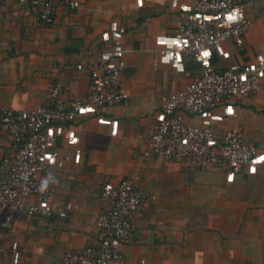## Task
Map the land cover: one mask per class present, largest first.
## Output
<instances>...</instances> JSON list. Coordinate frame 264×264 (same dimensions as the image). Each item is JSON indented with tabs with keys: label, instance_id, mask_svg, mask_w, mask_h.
<instances>
[{
	"label": "crops",
	"instance_id": "obj_1",
	"mask_svg": "<svg viewBox=\"0 0 264 264\" xmlns=\"http://www.w3.org/2000/svg\"><path fill=\"white\" fill-rule=\"evenodd\" d=\"M74 1V8L57 7L50 25L41 24L21 5L11 1L2 5L0 108L37 107L54 80L61 83L65 99L83 97L87 74L73 65L96 58L98 34L110 20L124 28L119 84L127 97L70 124L78 137V162L73 161V147L56 138L55 147L66 159L55 171L50 204L56 208L71 201L77 209L63 219L54 214L15 216L3 233L0 264H12L8 249L12 241L23 249L16 264H56L59 251L91 243L95 218L107 204L99 196L101 185L123 178H131L148 194L133 213L130 236L120 247L123 264H264V165L254 174L242 170L228 182L224 168L187 169L179 161L142 155L161 96L183 89L199 70L195 62H185L183 72L153 62V36L175 32L176 10L169 6L170 0ZM258 6L259 0L247 3L246 16L254 19ZM246 34L239 48L224 42L232 54L219 64L248 61L264 49V20L253 21ZM216 61L213 56L212 62ZM232 105L233 116L212 123V128L218 133L238 128L245 142L260 144L264 95L235 98ZM97 118L115 120V133L110 134V125ZM185 120L200 121L195 116ZM9 146L0 128V157Z\"/></svg>",
	"mask_w": 264,
	"mask_h": 264
},
{
	"label": "built area",
	"instance_id": "obj_2",
	"mask_svg": "<svg viewBox=\"0 0 264 264\" xmlns=\"http://www.w3.org/2000/svg\"><path fill=\"white\" fill-rule=\"evenodd\" d=\"M6 1L31 10L43 25L53 22L57 7L77 6L74 0H0V8ZM254 1L258 0H193L192 3L170 0L169 6L176 10L175 32L153 36L156 46L153 62L166 64L176 72H183L185 62H195L199 70L183 89L161 96L142 151L144 157L179 161L187 169L224 168L228 182L242 170L254 174L258 166L264 165L261 159L264 139L254 145L245 142L238 128L221 133L212 128V123L221 124L233 116L235 98L264 95V49L251 60L219 64L232 54L220 42H231L239 48L252 22L264 20V0H259L254 19L246 16L247 3ZM136 3L140 4V0ZM123 33L124 28L116 20H110L98 34L100 45L96 58L73 65L87 74L83 97L65 99L61 83L54 80L44 102L37 107L0 108V128L10 142L0 157V255L5 250L3 233L18 214L42 218L54 214L63 219L77 209V204L71 201L53 208L50 198L56 182H50L44 191L39 190L40 184L49 173L56 181L55 171L66 159L55 147L56 138L73 147L72 158L78 162L80 149L75 147L78 137L70 125L76 117L93 115L100 108L119 104L127 97L119 84L124 65L125 50L120 42ZM213 56L216 62H212ZM186 116H195L200 121L187 122ZM97 122L109 124L110 134L115 133V120L97 118ZM147 195L131 178L120 179L115 184L104 182L99 196L107 204L95 218L93 241L79 250L59 251L56 264H123L120 247L130 236L133 213ZM8 249L12 264H16L23 249L16 241L10 242Z\"/></svg>",
	"mask_w": 264,
	"mask_h": 264
},
{
	"label": "clouds",
	"instance_id": "obj_3",
	"mask_svg": "<svg viewBox=\"0 0 264 264\" xmlns=\"http://www.w3.org/2000/svg\"><path fill=\"white\" fill-rule=\"evenodd\" d=\"M52 182V183H55V179H54V176L52 173H49L42 181H41V184H40V191H44L47 189L49 183Z\"/></svg>",
	"mask_w": 264,
	"mask_h": 264
},
{
	"label": "rangeland",
	"instance_id": "obj_4",
	"mask_svg": "<svg viewBox=\"0 0 264 264\" xmlns=\"http://www.w3.org/2000/svg\"><path fill=\"white\" fill-rule=\"evenodd\" d=\"M246 32H247V30L245 31L244 35L246 34ZM244 35H243V36H244ZM246 35H247V34H246ZM246 35H245V36H246ZM247 36H248V35H247ZM247 38H248V37H247ZM220 43H221V46H222L223 48H226L224 42H220Z\"/></svg>",
	"mask_w": 264,
	"mask_h": 264
},
{
	"label": "snow or ice",
	"instance_id": "obj_5",
	"mask_svg": "<svg viewBox=\"0 0 264 264\" xmlns=\"http://www.w3.org/2000/svg\"><path fill=\"white\" fill-rule=\"evenodd\" d=\"M232 18H234V17H229V19H232ZM229 111H231V109H229ZM261 159H264V157H262Z\"/></svg>",
	"mask_w": 264,
	"mask_h": 264
}]
</instances>
